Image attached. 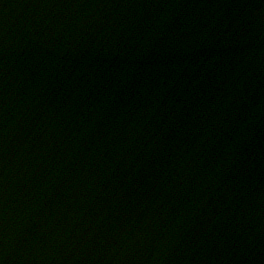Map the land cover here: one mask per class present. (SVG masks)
Segmentation results:
<instances>
[{
  "label": "water",
  "instance_id": "water-1",
  "mask_svg": "<svg viewBox=\"0 0 264 264\" xmlns=\"http://www.w3.org/2000/svg\"><path fill=\"white\" fill-rule=\"evenodd\" d=\"M0 264H264V0H0Z\"/></svg>",
  "mask_w": 264,
  "mask_h": 264
}]
</instances>
